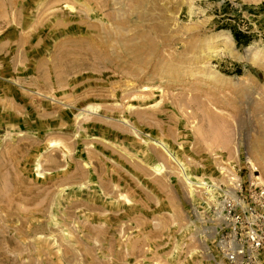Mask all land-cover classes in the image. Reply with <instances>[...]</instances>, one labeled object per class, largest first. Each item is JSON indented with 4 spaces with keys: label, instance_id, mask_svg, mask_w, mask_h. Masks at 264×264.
I'll return each mask as SVG.
<instances>
[{
    "label": "rangeland",
    "instance_id": "374dc122",
    "mask_svg": "<svg viewBox=\"0 0 264 264\" xmlns=\"http://www.w3.org/2000/svg\"><path fill=\"white\" fill-rule=\"evenodd\" d=\"M186 170L264 185V0H0V264H229Z\"/></svg>",
    "mask_w": 264,
    "mask_h": 264
},
{
    "label": "built area",
    "instance_id": "2783aa9c",
    "mask_svg": "<svg viewBox=\"0 0 264 264\" xmlns=\"http://www.w3.org/2000/svg\"><path fill=\"white\" fill-rule=\"evenodd\" d=\"M211 188L221 218L217 252L229 264H264V185L239 178Z\"/></svg>",
    "mask_w": 264,
    "mask_h": 264
},
{
    "label": "bare ground",
    "instance_id": "6f19581e",
    "mask_svg": "<svg viewBox=\"0 0 264 264\" xmlns=\"http://www.w3.org/2000/svg\"><path fill=\"white\" fill-rule=\"evenodd\" d=\"M68 7V6H67ZM162 145V144H161ZM166 148L167 146L165 144H163ZM163 166V165H162ZM164 167V166H163ZM183 170V169H182ZM160 171V170H159ZM161 172V171H160ZM185 176H186V179L191 181L190 183L194 182L195 184H198V185H203L205 188L208 189L207 192H209L210 194L213 192V189L211 188V186L213 187V184L211 183H208V182H203L201 180H198L197 178H194L190 172H188L187 170L185 171ZM257 178H261V175L259 174L258 176L256 175Z\"/></svg>",
    "mask_w": 264,
    "mask_h": 264
}]
</instances>
